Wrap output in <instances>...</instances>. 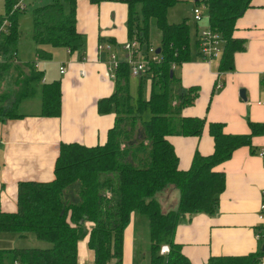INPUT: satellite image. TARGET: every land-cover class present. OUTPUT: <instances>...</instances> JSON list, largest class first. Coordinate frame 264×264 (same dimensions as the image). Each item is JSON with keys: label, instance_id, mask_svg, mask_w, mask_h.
Masks as SVG:
<instances>
[{"label": "trees", "instance_id": "1", "mask_svg": "<svg viewBox=\"0 0 264 264\" xmlns=\"http://www.w3.org/2000/svg\"><path fill=\"white\" fill-rule=\"evenodd\" d=\"M77 1L49 0L33 9L32 38L38 58H50L48 46L82 51L84 36L75 25ZM121 1L128 6V40L135 38L147 49L151 19L160 32L156 47L160 49V60L150 63L145 73L150 83L148 98L143 99L141 94L142 74L139 96L132 102L129 65L121 61L115 72L114 92L97 103L99 113H115L105 142L94 146L61 143L54 178L48 182H19L16 211H0V233L20 237L31 233L50 246L0 249V264L14 260L19 264H78L80 242H85L92 252V264H109L112 260L113 264H123L124 231L133 215L137 217L135 226L141 227L143 223L148 229V264H191L174 240L176 227L186 216L214 214L226 180L225 173L215 167L229 159L235 149L251 146L252 136L264 133V125L257 122L248 121L249 134L233 135L225 133L220 122L207 123L204 117L183 116L182 109L194 104L199 90L196 86L184 89L175 72V66L189 61L193 54L187 20L169 23L166 18L167 10L179 0ZM18 2L4 0L5 11L0 14V24L8 21L0 33V83L15 66L19 16L26 9H13ZM200 2L206 5L208 27L222 40L218 69L232 71L234 54L245 49V40L233 33L251 0L195 1ZM197 45L196 40L198 54ZM41 76V72L30 69L22 81H16L13 90L0 93V120L21 117L13 107L37 90L41 101L39 115H60V84L54 81L38 88ZM145 108L150 111L149 120L139 115ZM206 125L214 142L213 152L205 156L195 152L191 166L180 169L170 137L200 136ZM170 188L178 191V198L163 210L157 196ZM164 244L170 250L162 255L159 250ZM262 254L258 249L241 256H212L208 264H258Z\"/></svg>", "mask_w": 264, "mask_h": 264}, {"label": "crops", "instance_id": "2", "mask_svg": "<svg viewBox=\"0 0 264 264\" xmlns=\"http://www.w3.org/2000/svg\"><path fill=\"white\" fill-rule=\"evenodd\" d=\"M127 7L121 0H78L75 25L84 36L82 51L60 47L63 51L57 52L62 55L52 58L51 48L59 47L48 46L51 59H40L35 49L37 59L47 62L43 66L28 62L32 67L18 60L16 53L15 66L4 77L11 79L0 88L13 90L16 81H22L30 69L41 72L38 88L54 81L60 84L61 113L40 116L39 107L19 113V118L0 120V211H16L19 182H48L54 178L61 143L94 146L105 142L115 113H99L97 103L115 90V78L107 67L109 55L116 54L118 46L128 40ZM233 35L245 40V49L234 54L232 71L220 72L219 59L206 62L193 51L189 61L175 66V72L184 89L196 86L199 90L194 104L182 109L183 116L204 117L207 123H222L227 134L247 135L248 121L264 125V0H251V6L237 20ZM121 48L123 53L116 54L120 60L127 56ZM61 67L65 71L62 74ZM240 90H244L245 98L239 95ZM170 140L182 170L191 166L195 152L205 156L214 150L207 125L200 136H172ZM250 145L235 149L229 159L215 167L225 173L226 180L214 214L186 216L176 227L174 240L191 264H208L212 256H241L261 250L264 240L256 236L259 231L264 235V220L259 217L264 159L256 151L264 148V133L252 136ZM177 193L175 190L176 200ZM136 220L133 215L124 231L123 264H137ZM86 252L83 264L93 262L86 246L82 257ZM147 260L143 257L138 264H147Z\"/></svg>", "mask_w": 264, "mask_h": 264}, {"label": "rangeland", "instance_id": "3", "mask_svg": "<svg viewBox=\"0 0 264 264\" xmlns=\"http://www.w3.org/2000/svg\"><path fill=\"white\" fill-rule=\"evenodd\" d=\"M49 2V0H24L25 3V12L21 13L19 16V24H20V38L18 41L17 46V59L23 63H28L31 61H37L39 65L43 66L44 63L42 60H38L35 55V48L36 45L32 38V19L31 14L33 9L36 6L46 4ZM137 12L140 11V4L136 5ZM196 7V3L194 0H179L175 5L170 7L167 10L166 18L169 23H179L184 20H187V24L189 25L190 30V43H191V49L192 52H196L195 42H196V22L193 20V9ZM5 11L4 6V0H0V14H3ZM209 26L208 22V12L204 11V18L201 22H197V30L205 29ZM160 41V32L156 26L155 20H150V42L149 44L153 47H158ZM123 46V43H121L118 46V49H116V54L119 56V53H123V49L121 48ZM62 49L60 51H63V48H51V54L52 58H57V56L62 55L61 53H58L57 50ZM56 51V52H54ZM51 59V58H50ZM48 62H51L49 60ZM43 71V70H42ZM14 75V74H13ZM130 82H129V90L130 95L132 97V102L135 103L138 96H139V80L141 76L132 77L130 76ZM143 82H142V90L141 94L143 99H147L149 95V81L146 78V75H142ZM11 78H8L3 81L8 82ZM3 82L0 83V86L3 87ZM6 84V83H5ZM8 91V87L4 88ZM0 90H3L0 88ZM3 90V91H5ZM40 105V92L37 90V92L27 98H23L19 100L15 106L13 107L14 111L17 113H24L28 111H36L39 109ZM140 117L143 120H149L150 119V111L148 108H145L140 112ZM178 192V191H177ZM178 194V193H177ZM176 194L175 191L168 189L165 192L159 194L157 196L163 210L166 209L169 206H172V204L176 201ZM142 226L139 227L138 225L135 226L136 230L134 235V246L136 247L138 253L135 257V262L138 264L140 261L144 259H148L146 262L148 264L149 261V240H148V229L143 226V223H141ZM134 228V229H135ZM78 247L79 251V261L81 260L83 264L84 258H87V252L85 253L86 256L82 257V249L85 248V242H83V248L80 249V244ZM50 245L46 242L38 240L34 234H28L26 237H20L18 234L15 233H0V249H15V248H29V247H38V248H47ZM87 248V247H86ZM143 253L145 256H143ZM82 257V258H81ZM115 260H112L109 262V264H113ZM88 264H92V262H88Z\"/></svg>", "mask_w": 264, "mask_h": 264}, {"label": "built area", "instance_id": "4", "mask_svg": "<svg viewBox=\"0 0 264 264\" xmlns=\"http://www.w3.org/2000/svg\"><path fill=\"white\" fill-rule=\"evenodd\" d=\"M24 0H19L15 4L13 9H25ZM206 10V5L202 2L196 4L193 9V20L196 22H201L204 18V11ZM8 21H3L0 24V33L6 29ZM196 40L198 42L197 50L198 55L203 61L210 62L216 59H220L222 54V40L217 32L210 29L209 27L201 30L196 29ZM124 50L127 52V56L121 60L117 57L115 53L109 55V64L107 71L112 78H115L116 69L121 61H126L129 65L130 76L137 77L145 74L149 69V64L152 62H158L160 60L159 53H156V48L149 45L147 49L142 48L141 44L137 39L127 40L123 45ZM64 67L60 68V73H64ZM220 86V85H218ZM264 159V148L257 151ZM264 197V194H263ZM259 217L264 220V200L262 199L260 204ZM257 240H264V235L259 231L257 233ZM170 248L168 245L164 244L160 247L159 253L164 255L169 252ZM3 264H19L18 260L12 261V263L4 262ZM258 264H264V252L260 257Z\"/></svg>", "mask_w": 264, "mask_h": 264}, {"label": "water", "instance_id": "5", "mask_svg": "<svg viewBox=\"0 0 264 264\" xmlns=\"http://www.w3.org/2000/svg\"><path fill=\"white\" fill-rule=\"evenodd\" d=\"M156 53H160V49H159V48L156 49ZM239 95H240L242 98H245L244 90H240ZM261 251L264 252V243H263L262 246H261Z\"/></svg>", "mask_w": 264, "mask_h": 264}]
</instances>
